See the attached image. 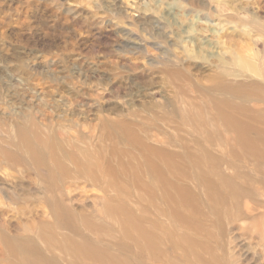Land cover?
Instances as JSON below:
<instances>
[{
	"label": "rangeland",
	"instance_id": "1",
	"mask_svg": "<svg viewBox=\"0 0 264 264\" xmlns=\"http://www.w3.org/2000/svg\"><path fill=\"white\" fill-rule=\"evenodd\" d=\"M221 76L227 90L210 88ZM250 81L264 87V0H0V147L9 153L0 157V264H22L6 241L17 227L49 219L45 186L34 172L35 157L24 155V147L18 150L24 140L39 135L107 151L104 126L125 124L154 146L181 140L194 153L201 144L216 157L222 156L218 147L229 148L223 157L255 181H239L261 203L250 216L264 214V174L257 172L264 170V163L252 158L261 148L236 141L230 133L235 135L237 126L222 124L227 118L205 97H224L235 106L255 100L263 104L255 121L264 122V94L251 95L240 85ZM189 99L208 110V129L233 139L223 143L216 137L217 145L204 143V127L191 117L198 107ZM251 137L257 140L258 135ZM121 139L123 161L140 145L133 135L122 134ZM69 182L85 184L80 178ZM88 191L73 194L91 204ZM124 191L133 207L138 194ZM199 200L209 218H202V212L194 221L211 234L173 223L176 232L205 242L222 255L221 264H264V218L262 223L233 220L226 213L220 219L223 230H217L204 200ZM141 201L144 205L143 197ZM208 202L218 204L215 198ZM146 205L148 213L142 212L153 217L154 209Z\"/></svg>",
	"mask_w": 264,
	"mask_h": 264
},
{
	"label": "bare ground",
	"instance_id": "2",
	"mask_svg": "<svg viewBox=\"0 0 264 264\" xmlns=\"http://www.w3.org/2000/svg\"><path fill=\"white\" fill-rule=\"evenodd\" d=\"M222 78L219 77L217 84L210 85V88L227 90ZM240 85L249 90L251 95L264 94V87L259 83L250 81ZM205 97L218 113L227 118L222 124L229 122L237 126L235 135L230 133L236 137V141L250 148H261L260 155L252 158L264 163V122L255 121L258 119L256 111L262 110L263 104L255 103L254 100L248 106H235L224 97ZM189 101L198 107L196 115L192 113L191 117L196 120L193 123L204 127L200 131L204 143L212 146L219 143V138L223 143L226 139H233L229 134L218 135L212 128L208 129L205 125L207 118L204 117L208 110L196 100ZM240 112L245 115L238 114ZM183 116L190 120L186 114ZM102 133L110 141L109 147L105 145L107 151L102 146L99 150L95 147L90 150L81 149L64 140L58 143L55 141L56 136L53 139L48 135L31 137L34 139L24 140V146L18 147V150L24 147V155L35 157L34 172L45 186L43 194L46 196V213L49 215V219L40 217L35 222L32 220V223L17 227L12 235L9 234L6 240L9 251L22 264H221L222 255L214 253L205 242L192 240L173 228L175 223L205 236L211 234L202 228L201 223L194 221V215L202 212V218H209L199 198L204 200L217 230H223L221 226L224 223L221 220L226 213H232L233 220L248 218L250 222L262 223L260 220L264 218L263 213L250 216L261 203L256 201L246 185L239 184L241 180L254 184V178L230 159L223 157L225 153L229 154V148L218 147L217 152L222 156L216 157L208 147L201 144L200 150L194 153L186 147L187 142L181 140L154 146L139 139L125 124L105 125ZM122 134H128L129 137L133 135V139L140 145L138 152L127 153L129 158L123 161L120 156L124 152L118 146V143H123L119 140ZM251 134H257V140ZM192 142L198 144V141ZM164 145L177 150H170ZM8 156V151L0 147L2 160ZM222 166L230 172H223ZM257 172L264 174V170ZM73 178L83 179L85 184L81 186L69 182ZM188 181L194 187L188 185ZM77 189L89 190L91 204L73 194ZM122 189H125L124 192L130 189L131 193L134 191L138 194V202L133 207L129 205V199ZM196 191H199V197ZM142 197L144 205L146 203L154 209L153 217L146 215L148 210L141 204ZM212 198L218 204L209 203ZM219 205L222 212L218 210ZM161 218H164L163 221Z\"/></svg>",
	"mask_w": 264,
	"mask_h": 264
}]
</instances>
